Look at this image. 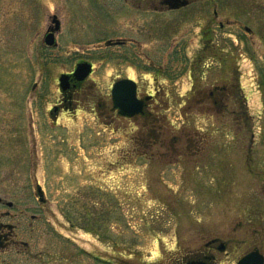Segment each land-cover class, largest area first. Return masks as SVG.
<instances>
[{
    "label": "rangeland",
    "instance_id": "rangeland-1",
    "mask_svg": "<svg viewBox=\"0 0 264 264\" xmlns=\"http://www.w3.org/2000/svg\"><path fill=\"white\" fill-rule=\"evenodd\" d=\"M147 1L0 0V195L15 202L0 218L29 243L9 264L264 253V0ZM82 60L94 71L63 101L59 76ZM126 77L153 95L145 115L113 108Z\"/></svg>",
    "mask_w": 264,
    "mask_h": 264
},
{
    "label": "flooded vegetation",
    "instance_id": "flooded-vegetation-1",
    "mask_svg": "<svg viewBox=\"0 0 264 264\" xmlns=\"http://www.w3.org/2000/svg\"><path fill=\"white\" fill-rule=\"evenodd\" d=\"M127 1H129V2L131 1V5H133L135 7H142L143 6V0H127ZM196 1L197 0H172L171 2H166V0H149V1H147L148 3H146V4H148L150 7H152L154 12H159V11L162 12V11L179 10L181 8H184V7H191L193 4L196 3ZM184 2H186V4H183ZM170 7H179V8H170ZM215 13L217 15V12H215ZM57 19H59V18L57 17ZM53 21H54V18H53ZM60 23H61V21H60ZM221 25H223V23H221ZM51 27L48 28L46 35L48 34ZM46 35H45V37H46ZM122 42L124 43V41H120V40L114 41L112 39H108V40H106V45L122 44ZM83 61H88V60H83ZM93 66H94V64H93ZM73 70L66 72V73H72ZM70 80H71V82H70L71 87L68 90L62 92L64 95L63 101H67L69 98H71L72 97L71 96L72 90L79 87L83 83V81L73 80L72 77L70 78ZM75 83H76V85H75ZM152 96L153 95H148L145 97L139 96L140 98L145 100V112L143 115H145V113H146V108L149 104V101L152 100ZM112 102H113V100H112ZM53 109L55 111H57L58 107H55ZM117 112H118V110H117ZM0 203H3V204H5L11 208L14 206L15 202L12 200L8 201L3 196L0 195ZM3 214L7 217L9 216L10 218H11V216H13V214L10 211L3 212ZM17 228H18V224L15 223L14 221H7V220H3L0 218V264H9V261L6 259V256L8 255L7 253L9 251L10 247L16 248L20 253L22 251L23 252L26 251V249H28V247H29L28 241L19 237V234L16 231ZM18 245H22L23 249L18 248ZM206 246L211 247V248H217L220 250H222V248L224 247L223 250H226L227 243L222 241L219 237H216V238L210 239L208 242H206ZM255 249H258L259 251H261L259 248H255ZM255 249H252V250H255ZM252 250H250V251H252ZM4 254H6V255H4ZM263 255H264V253H263ZM193 260H202L206 263L215 264V256L212 254H208V252H206V251L203 252V255L199 259H191L190 258V259H186V262L193 261Z\"/></svg>",
    "mask_w": 264,
    "mask_h": 264
},
{
    "label": "water",
    "instance_id": "water-1",
    "mask_svg": "<svg viewBox=\"0 0 264 264\" xmlns=\"http://www.w3.org/2000/svg\"><path fill=\"white\" fill-rule=\"evenodd\" d=\"M172 0H166L171 2ZM183 4H186L184 2ZM179 8V7H170ZM55 25L49 30L46 35L45 41L49 45L56 44L55 32L60 30L61 24L57 16H54ZM250 30L249 27H246ZM93 70V65L89 61L78 62L72 73H62L59 77L60 87L63 91L68 90L70 85V78L73 80L83 81L86 79ZM76 85V83H75ZM112 99L113 106L118 108V112L123 116H134L137 114H143L145 112V100L139 98L137 95V83L131 78H122L117 80L112 87ZM40 195L43 196L42 188H38ZM43 199V197H42ZM224 247L222 248V250ZM183 264H211L202 260H193ZM236 264H264V255L258 250H252L242 256Z\"/></svg>",
    "mask_w": 264,
    "mask_h": 264
}]
</instances>
